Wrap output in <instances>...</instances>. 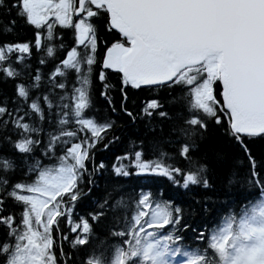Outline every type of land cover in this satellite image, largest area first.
<instances>
[{
  "label": "snow or ice",
  "instance_id": "snow-or-ice-1",
  "mask_svg": "<svg viewBox=\"0 0 264 264\" xmlns=\"http://www.w3.org/2000/svg\"><path fill=\"white\" fill-rule=\"evenodd\" d=\"M0 264H264V0H0Z\"/></svg>",
  "mask_w": 264,
  "mask_h": 264
},
{
  "label": "trees",
  "instance_id": "trees-1",
  "mask_svg": "<svg viewBox=\"0 0 264 264\" xmlns=\"http://www.w3.org/2000/svg\"><path fill=\"white\" fill-rule=\"evenodd\" d=\"M96 99H97V103L101 107H103V101L100 99V97H99L98 94H97ZM119 154H120L119 152H116V155H119ZM97 156H98V159L99 158H104L105 159V162L108 163V164H111L113 162V160H114V156L112 154H110V153H104L103 155L100 154V153H98Z\"/></svg>",
  "mask_w": 264,
  "mask_h": 264
}]
</instances>
